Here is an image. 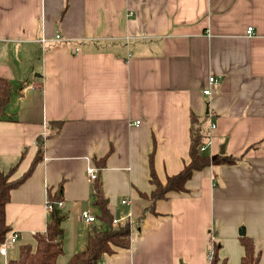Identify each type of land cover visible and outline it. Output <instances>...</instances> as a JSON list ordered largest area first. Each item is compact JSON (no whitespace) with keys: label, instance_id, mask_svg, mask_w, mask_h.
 <instances>
[{"label":"crops","instance_id":"0c3cea01","mask_svg":"<svg viewBox=\"0 0 264 264\" xmlns=\"http://www.w3.org/2000/svg\"><path fill=\"white\" fill-rule=\"evenodd\" d=\"M0 77V170L30 171L5 205L18 238L0 264L45 231L48 195L65 216L56 264L83 250L106 229L97 182L113 226L130 225L102 264H209L212 246L240 264L241 229L264 264V0H0ZM191 115L209 165L152 202L151 172L165 184L189 162Z\"/></svg>","mask_w":264,"mask_h":264},{"label":"trees","instance_id":"16d2710c","mask_svg":"<svg viewBox=\"0 0 264 264\" xmlns=\"http://www.w3.org/2000/svg\"><path fill=\"white\" fill-rule=\"evenodd\" d=\"M13 87L10 82L0 77V121L7 119L6 107L9 103ZM190 145L189 162L175 176L168 177L165 184H161L151 172V182L154 185L149 199L155 201L165 199L170 192L181 193L186 191L185 185L194 171L202 170L209 165V157L202 153L201 146L208 141V129L205 126L204 118L190 117ZM60 124V123H58ZM41 147V146H40ZM38 149L34 159L36 163L41 158V149ZM229 162H233L229 158ZM14 167L7 172L0 170V244L9 232L11 227L5 222V205L9 202L11 191L18 186L28 175L16 181H12L11 176ZM49 194V193H48ZM60 199L59 196L50 197L48 200L53 203ZM99 208V221L106 226V229L94 231L88 235L84 249L69 257L66 264H95L100 262L104 255H110L116 248H127L129 245L130 225L128 222L116 224L113 226L114 217L111 215L106 200L100 189V183L95 185V202ZM65 216L56 208L49 215L44 232L34 235L35 245H22L18 250V257L10 259L6 264H56L57 258L62 254V222ZM240 244L243 247L244 254L240 264H260V252L256 250L252 239L247 236L239 237ZM218 249V247H214ZM211 264H227L225 260L218 263L216 252Z\"/></svg>","mask_w":264,"mask_h":264},{"label":"built area","instance_id":"2783aa9c","mask_svg":"<svg viewBox=\"0 0 264 264\" xmlns=\"http://www.w3.org/2000/svg\"><path fill=\"white\" fill-rule=\"evenodd\" d=\"M252 34H253V29H252V28H247V30H246V35H247V36H251ZM54 40L64 41V40L61 38L60 34H58V33L55 34V36H54ZM208 81L211 83V82L214 81V78H213V77H210V78L208 79ZM208 93H209V89L203 90V94H204V95H207ZM138 123H139V122H135V124H138ZM209 128H210V129H213V128H214V125H213V124H210ZM205 147H206V146H202V147L200 148V150H201V151H204V150H205ZM88 175H89V178H90L91 180H94V179H95V170H94V169H89V170H88ZM121 203H122V204H126L127 201L123 200ZM61 206H62V202L59 201V200H57V201H55V202H53V203H51L49 200H47L46 203H45V209H46L47 212H49V213H50L54 208H56V209H60ZM81 219H82V221L85 222V223H93V222H95V218H94L93 216L89 215L87 212H83V213H81ZM113 222L116 223L117 221L114 220ZM17 238H18V234H17L15 231H11V232H9V233L7 234V236L4 238L3 242L0 244L1 253H2V254H5L7 247L10 246V245H13V244L16 242ZM213 249H214V246H212V250H211V252H210V253L208 254V256H207V260H208L209 264H210V263L212 262V260H213ZM95 264H102V263H101V262H97V263H95Z\"/></svg>","mask_w":264,"mask_h":264},{"label":"water","instance_id":"95a60500","mask_svg":"<svg viewBox=\"0 0 264 264\" xmlns=\"http://www.w3.org/2000/svg\"><path fill=\"white\" fill-rule=\"evenodd\" d=\"M239 235L240 236H243L244 235L243 229H241V231L239 232Z\"/></svg>","mask_w":264,"mask_h":264},{"label":"rangeland","instance_id":"374dc122","mask_svg":"<svg viewBox=\"0 0 264 264\" xmlns=\"http://www.w3.org/2000/svg\"><path fill=\"white\" fill-rule=\"evenodd\" d=\"M34 245H35V242H34ZM10 259H12V258H10Z\"/></svg>","mask_w":264,"mask_h":264}]
</instances>
